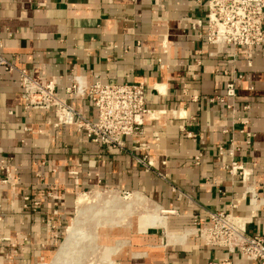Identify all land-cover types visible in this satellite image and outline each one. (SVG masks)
I'll list each match as a JSON object with an SVG mask.
<instances>
[{"label": "crops", "instance_id": "0c3cea01", "mask_svg": "<svg viewBox=\"0 0 264 264\" xmlns=\"http://www.w3.org/2000/svg\"><path fill=\"white\" fill-rule=\"evenodd\" d=\"M206 14V0H0L3 55L17 67L36 79H59L63 96L73 75L89 82L160 85L162 94L154 95L149 107L167 112L160 121H146L147 151L132 148L131 139L126 152L96 145L74 127L54 130L47 125L48 119L56 121L54 114L27 109L17 74L0 67V160L17 168L12 176L19 186L13 188V179L0 185V239L10 241L0 243V264L50 261L65 225L66 198L69 191L85 186L84 180L102 189L141 194L185 229L203 222L207 211H231L250 220L249 234L264 235V195L259 193L260 203L252 206L245 183L232 178L216 159L217 148L228 145L232 137L226 132L231 114L223 104L209 103L225 94L229 77L223 71L235 67L244 74L237 105L251 106V145H241L238 159L252 171L253 181L264 185V46L242 50L234 61L233 48L197 38L193 25ZM67 101L96 119L90 100ZM154 131L159 132L158 146ZM235 137L246 138L239 133ZM199 153L203 159L195 165ZM144 156L152 161L153 170L138 163ZM236 200L240 204L231 210ZM170 227L175 236L162 234L161 228L136 231L129 246H122L109 260L256 264ZM182 236L184 242L178 240Z\"/></svg>", "mask_w": 264, "mask_h": 264}, {"label": "built area", "instance_id": "2783aa9c", "mask_svg": "<svg viewBox=\"0 0 264 264\" xmlns=\"http://www.w3.org/2000/svg\"><path fill=\"white\" fill-rule=\"evenodd\" d=\"M206 8L205 19H200L193 25V31L197 33L199 40L213 46L233 48L237 51L233 56L234 61L238 59L242 50L264 46V0H206ZM251 59V54H248L246 59L248 66L252 64ZM196 64L201 65L200 61ZM0 67L8 74H17L27 109L54 114L56 121L48 119L47 125L54 130L63 126L74 127L78 134L96 145L126 152V141L131 139L132 148L147 151L149 145L144 141L148 135L146 121H151L152 113L158 114L159 117L167 113L149 107V100L154 95L158 97L161 95L156 86L150 88L144 83H112L102 82L100 79L89 82L84 76L73 75L71 84L64 89V96L60 95L59 79H36L26 69L17 67L3 55L1 40ZM222 73L229 77L225 84V94L210 98L209 103L223 104L230 112L232 125L226 132H230L232 137L228 145L217 148L216 159L232 178H239L245 183V193L249 194L252 188L255 190L251 194L254 202L250 204L257 207L260 203L259 193L264 195V185H257L253 181L252 171L238 159V154L242 151L241 145L247 147L251 145L248 118L251 106L249 103L241 107L237 105L238 90L246 79L235 67ZM184 92H187L186 87ZM67 98L81 102L90 100L96 119L86 117L74 105L68 103ZM193 100L197 99L194 97ZM180 129L188 137H195L182 127ZM37 133L46 134L43 130H38ZM238 133L245 135L246 138L239 141L235 137ZM152 139L158 146L160 142L158 131L152 133ZM202 159L203 153H199L194 158V164L200 165ZM137 161L147 171L154 169L152 161L147 156ZM163 165H167V162L165 161ZM16 172L17 168L10 165L9 161L0 160V177L1 173H4L5 177L3 180L0 179V183H10L12 175ZM239 204L240 200H236L231 205V210ZM249 223L248 218L236 216L231 211H207L206 218L198 223L195 233L208 247L221 249L228 255L237 254L246 262L264 264V235L249 234L247 229ZM0 243L9 244L10 241L0 239Z\"/></svg>", "mask_w": 264, "mask_h": 264}, {"label": "rangeland", "instance_id": "374dc122", "mask_svg": "<svg viewBox=\"0 0 264 264\" xmlns=\"http://www.w3.org/2000/svg\"><path fill=\"white\" fill-rule=\"evenodd\" d=\"M74 176H76V175H74ZM4 178H2V176L0 177L1 180H3ZM76 179L78 180L79 178H76ZM14 180H15V177H13V188L19 187L17 185L18 183H16ZM74 180L75 179H73V181ZM83 182L85 183V186L83 185L80 188L78 186V187H76V189L69 191L70 197L66 198V200L69 201L68 202L69 204L66 205L65 225H64V228L62 229L61 240L58 242V245H56L53 249V252H52L53 254L51 257L52 259L50 261H48L46 264H50L53 261L55 255L57 253V250L60 249L61 243L63 242L64 238L66 237L67 227L70 225L71 222H73L74 217L78 214L79 207L76 205V201L81 196H83V198H87V200L89 199L88 201L85 199V202L83 205V209H85L84 210L85 212L83 214V220H85V222H86L83 226V231L85 232V234L87 236L92 237V238H90L91 240L93 239V237L95 238V239H93V242L91 244L92 247L95 248V250L92 251L93 250L92 249L89 252L90 254L87 255V257H84L83 259L81 258L80 261L77 262L76 264H105L104 263L105 260H103V259L110 257V254L112 255L111 249H114L115 247L120 245L122 242L125 244L122 248L128 247L129 242L132 241V239L134 237L133 235L136 231L145 232L147 230V228L145 227L147 219L150 221V224H152V222L157 221L156 218L151 217V215L156 213V212H154V209L157 206H155L153 203H151L147 199H145L147 202V204H145V205H142V206H136L135 205V206H131L130 208H127V204L129 203L131 195L133 193L130 194V193L125 192V191H120V190L117 191V190L106 189V188L102 189L101 187L90 186L91 184L88 183V181H86V180H84ZM78 183H79V181H78ZM8 184L9 183H7V184L3 183V182L0 183V185H8ZM113 196H115V197L113 198ZM113 199H115L117 201H114ZM107 201H109V202H107ZM110 201H112L111 204H110ZM107 204H109L110 206ZM105 206H106V208H105ZM100 209H101V212L99 211ZM105 209H106V211H104ZM114 209H115V211H114ZM158 210H159L158 211V214H159L158 217L160 216V218L162 217L163 219H164V217H166V225L167 226H165L164 229H163V227H161L162 234L167 235V233H168L169 236L170 235L175 236V233H173L169 229L170 224H173V226L179 227V228L173 229V230H177L179 232L181 231L182 232L181 234H184V233L188 234V232L191 231L193 234L192 235L188 234V235L194 236V237L196 236L195 230H196L197 226H194L192 228L189 227L187 229L182 228L184 226H181L178 223H175V220H173L172 216H170L169 214H165L164 211L160 207H158ZM160 210H162V211H160ZM99 212H100L101 216L98 215V216L94 217L96 215V213H99ZM96 219H98V220H96ZM107 220L110 222H105ZM97 221H99L98 222L99 224L97 223ZM111 227H113V228H111ZM157 228H160V227H157ZM165 228H167V229H165ZM63 236H64V238H63ZM171 242L173 243V240H171ZM75 257H76V255L74 254L72 258L74 259ZM72 264H75V263H72Z\"/></svg>", "mask_w": 264, "mask_h": 264}, {"label": "bare ground", "instance_id": "6f19581e", "mask_svg": "<svg viewBox=\"0 0 264 264\" xmlns=\"http://www.w3.org/2000/svg\"><path fill=\"white\" fill-rule=\"evenodd\" d=\"M160 85H156V89L160 92ZM160 94H162L160 92ZM152 118H151V121H153L154 119H157V121H160L161 120V117L158 116V114L156 113H152ZM253 193V190L251 189L249 191V194L246 193V197L249 198V203H253V198L251 197V194ZM99 194V193H98ZM115 196H113L114 198ZM119 198V197H118ZM85 199L87 200V198H83V196L79 197L76 201V205L79 207L78 209V214L74 217V220L73 222L70 223V225L67 227V230H66V237L64 238L62 244H61V247L60 249L57 251L53 261L50 263V264H72V263H77L80 261V259L84 258V257H87L88 254H90L89 252L92 250L94 251L95 248L92 247V242H93V239H95L93 237V239L91 240L90 236H87L85 234V232L83 231V226L84 224L86 223L85 220H83V214H84V210L83 209V205H84V202H85ZM117 199V198H116ZM126 199V198H125ZM146 198H144V196H142L141 194H138V193H133L131 195V198H130V201L129 203L127 204V208H130L131 206H142V205H145L147 204ZM89 200V199H88ZM87 200V201H88ZM114 201H117L115 199H113ZM95 201V200H94ZM97 201V200H96ZM113 201V202H114ZM120 201V200H119ZM103 202V201H102ZM109 202V201H107ZM112 201H110V204H111ZM118 204V203H117ZM116 204V205H117ZM106 205V204H105ZM109 205V204H107ZM110 206V205H109ZM112 206V205H111ZM108 207V206H107ZM116 207V206H115ZM106 208V206H105ZM101 212V209L99 210ZM106 211V209L104 210ZM103 211V212H104ZM115 211V209H114ZM158 207H156L154 209V213L153 215H151L152 218H156L157 221L156 222H152V224H150V221L147 219L146 220V224H145V227L147 229H155L157 227H165V220L160 216L158 217ZM162 211V210H160ZM100 212L99 213H96V216L100 215ZM108 212V211H107ZM105 213V212H104ZM162 213V212H161ZM106 214V213H105ZM108 214V213H107ZM109 215V214H108ZM119 215V214H118ZM101 216V215H100ZM104 216V215H103ZM122 216V215H121ZM93 217V218H94ZM143 218V217H142ZM98 220V219H96ZM99 221H97L98 223ZM105 222H110V221H105ZM99 224V223H98ZM106 224V223H105ZM151 226V227H150ZM113 228V227H111ZM127 228V227H126ZM164 229V228H163ZM170 232V231H169ZM188 234L192 235L193 233L190 231L188 232ZM168 237V236H167ZM179 241H185V236H182L180 239L178 238ZM177 241V240H176ZM119 243V242H118ZM169 243V241H168ZM125 244L122 242L120 245H118L117 247H115L114 249H111V253H116L118 250H120V248L122 246H124ZM94 246V245H93ZM97 250V249H96ZM93 253V252H92ZM76 255V257L73 259V255ZM111 255V254H110ZM108 257V256H107ZM109 258V257H108ZM108 258H102L103 260H105V264H113L112 261H110Z\"/></svg>", "mask_w": 264, "mask_h": 264}]
</instances>
